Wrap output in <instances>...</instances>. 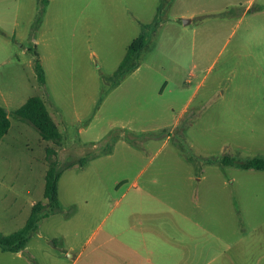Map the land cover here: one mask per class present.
Wrapping results in <instances>:
<instances>
[{
	"label": "rangeland",
	"instance_id": "374dc122",
	"mask_svg": "<svg viewBox=\"0 0 264 264\" xmlns=\"http://www.w3.org/2000/svg\"><path fill=\"white\" fill-rule=\"evenodd\" d=\"M47 1L0 0V105L10 119L0 139L1 232L44 200L51 144L13 110L41 96L62 137L59 208L39 221L25 256L69 264L65 250L81 251L75 264H87L97 241L125 238L149 216L137 207L143 188L167 203L185 190L199 201L220 178L241 230L264 217V169L199 161L264 156V0ZM155 18L138 66L115 83L140 22ZM185 154L198 156L196 168Z\"/></svg>",
	"mask_w": 264,
	"mask_h": 264
},
{
	"label": "crops",
	"instance_id": "0c3cea01",
	"mask_svg": "<svg viewBox=\"0 0 264 264\" xmlns=\"http://www.w3.org/2000/svg\"><path fill=\"white\" fill-rule=\"evenodd\" d=\"M203 178L195 179L201 182ZM215 180L223 181V186ZM215 180L211 188L201 190L199 201V194L185 190L172 192L167 203L143 188L137 207L149 216L142 214V221L130 226L125 238L97 241L87 264H264V217L241 230L236 222L240 214L237 199L225 192L224 180ZM214 202L216 207L210 205ZM66 252L72 258L69 264L80 258L81 251L76 255ZM63 263L55 257L47 264ZM0 264L39 263L25 256L22 248L0 249Z\"/></svg>",
	"mask_w": 264,
	"mask_h": 264
},
{
	"label": "trees",
	"instance_id": "16d2710c",
	"mask_svg": "<svg viewBox=\"0 0 264 264\" xmlns=\"http://www.w3.org/2000/svg\"><path fill=\"white\" fill-rule=\"evenodd\" d=\"M46 3V0H42ZM160 7H158V10ZM158 24L155 18L151 23L140 22V30L136 37L128 44L126 51L113 72L115 83L120 80L125 74L133 71L139 63V51L145 45L148 29L155 30ZM34 67L38 80L44 81V70L38 61L34 62ZM13 115L17 118L28 121L32 124L40 134L41 138L50 141L44 147L46 169L44 172L43 198L44 200L35 201L30 208L29 214L23 225L9 233L0 231V249L3 251H18L26 245L30 235L34 232L39 224V221L51 213H54L59 208L58 198V180L62 173V165L58 158V150L55 146L61 142V133L55 120L50 115L44 99L39 95H31L16 109L13 110ZM10 127V119L8 111L0 105V139L8 131ZM183 150V149H181ZM186 160L190 161L196 168L198 160L201 162L214 163L219 166L231 165L241 169H264V156L253 155L245 159H239L231 154H223L221 156H206L199 157L192 154H185ZM85 158L79 159V163L83 164ZM74 161L67 162L64 166L70 167Z\"/></svg>",
	"mask_w": 264,
	"mask_h": 264
}]
</instances>
